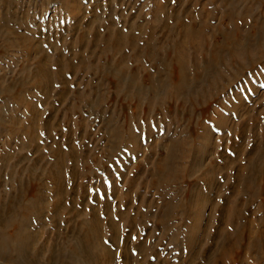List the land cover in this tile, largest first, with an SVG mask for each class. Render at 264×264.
<instances>
[{"label":"rangeland","instance_id":"rangeland-1","mask_svg":"<svg viewBox=\"0 0 264 264\" xmlns=\"http://www.w3.org/2000/svg\"><path fill=\"white\" fill-rule=\"evenodd\" d=\"M236 18L244 20L240 34L251 36L257 58L261 52H252L264 51V0H0V264H207L223 240L218 229L233 234L237 221L244 228L250 218L253 231L264 234L260 193L238 189L249 214L227 211L222 219L215 212L222 196L236 198L225 172L211 169L237 157L230 127L248 124L245 157L264 143V54L250 64L223 49L206 70L210 48L234 30ZM194 23L204 28L202 37H180ZM196 37L209 43L195 67L209 95L191 114V101L184 109L167 98L176 72L162 57ZM117 40L123 43L116 50ZM186 51L194 81L195 54ZM115 62L129 69L126 82L135 71L137 86L156 82L160 93L143 90L136 102L126 83L118 97L110 81ZM145 70L150 82L142 79ZM172 141L186 148L173 149L170 163L178 166L161 177L156 169ZM220 144L226 151L218 155ZM206 178L214 180L207 185ZM254 232L237 241L239 264H247L244 254L264 264L261 246L245 251L250 238L257 240Z\"/></svg>","mask_w":264,"mask_h":264},{"label":"bare ground","instance_id":"bare-ground-1","mask_svg":"<svg viewBox=\"0 0 264 264\" xmlns=\"http://www.w3.org/2000/svg\"><path fill=\"white\" fill-rule=\"evenodd\" d=\"M229 17H231V15H229ZM233 17V16H232ZM192 20H194V19H192ZM193 22V21H192ZM191 22V23H192ZM244 23V20H240V19H235L234 20V24H233V28L232 29H234L233 31H230L229 32V34H227L226 32V34L224 33V41L221 43V44H215V46H212L210 49H212L213 50V52L211 51V57L209 56V57H205L206 58V60H207V62H206V70H210L212 67H213V65H216L217 63H218V59H219V57H220V55H221V53H219V51L221 50H226V49H228V51H229V53H230V55L229 56H231L233 59H241L240 57H241V55H242V58H243V55H244V58L247 56L248 58H246V59H249V62H250V64H254V62H256V59L258 58L259 59V56H261V55H263L264 54V51L263 50H261V51H257V50H254V52H252L253 54L255 53V51H256V53L258 52H261V55H259L257 58H256V56L258 55H254L255 56V58L253 57V56H251V52H250V50H252L251 48H252V46H254V45H252V43H251V40H252V38H251V36H249V38L248 37H246V36H243L242 34H240L241 32H240V29L242 28L241 26H242V24ZM196 23H194L193 25H192V28L190 27V28H188V29H184L183 30V32H180L179 33V35H180V37L181 36H183V35H186L187 37L188 36H191V37H193L194 38V36L195 35H198L199 34V38H200V36L202 35V34H200V33H202V31L204 30V28H202V31H200L201 29L199 28V27H197V25H195ZM167 30H168V28H167ZM259 31H261V32H259V34H261L262 36H264V29L262 30H259ZM224 32V31H223ZM109 36H106V38H108ZM184 37V36H183ZM198 37V36H197ZM197 37H196V39L194 40V39H192L190 42H189V44H186V47L184 46V44L183 43H180V42H177V43H174V45H173V49H171L169 52L168 51H166L165 52V54H164V57H162V61H164L165 63H167V65H169V64H173L174 65V69H175V74H173V76H172V81H170L169 82V84H168V86L170 87L169 89H170V91H168V94H167V98H169V99H171V100H173L174 102H178V100L180 101L181 100V103H180V106L182 107V108H184L185 109V105L183 104V103H185V102H188V101H191L190 103H191V107H190V109L192 110V112H191V114H194V111L196 110V106H197V100H198V98L202 95V94H204V95H209V91L208 90H206L205 89V87H204V85L202 84V80H203V75L200 73V72H197L196 70H195V67H198V65H199V59L197 58V52H199V51H203V49H204V47H209V43L206 41V37L205 38H203L204 40H203V42L201 43V42H199V41H197L198 39H197ZM202 37V36H201ZM252 37H253V35H252ZM259 37V36H258ZM100 38V37H99ZM116 38H121V35L120 34H118V36L116 37ZM135 38V37H134ZM254 38H256V36L254 37ZM254 40H256V39H254ZM120 41V40H119ZM118 40L113 44V46H114V48L117 50L118 48H119V46H120V44H122L123 43V41H122V43L121 42H119ZM244 41V42H243ZM260 41V40H259ZM186 42V41H185ZM255 42V41H254ZM187 43V42H186ZM244 43V44H243ZM256 43H258V42H256ZM150 44V43H149ZM212 44V43H211ZM259 44V43H258ZM261 44V43H260ZM243 45V46H242ZM264 45V44H263ZM112 46V47H113ZM149 46V45H148ZM187 46L188 47H190V49L192 50V52L195 54L194 56H193V58H194V61H193V63H194V70H195V73H194V81H192L190 78H189V75L192 73V71L190 70V69H188L187 70V68H188V60L189 59H192V55H190L189 56V54H188V52L186 51V48H187ZM109 47V46H108ZM113 48V49H114ZM256 48V47H255ZM107 49V48H106ZM110 50V49H109ZM227 51V52H228ZM124 55V54H123ZM246 55V56H245ZM147 57H148V55H147ZM191 57V58H190ZM126 58V57H125ZM148 58H150V56L148 57ZM189 58V59H188ZM156 59V58H155ZM149 60V59H148ZM113 61V60H112ZM112 61H111V63H112ZM122 61V60H121ZM150 61V60H149ZM152 61V67H153V69H155V71H156V73H159V74H161V72H159L160 70L158 69V68H156L155 67V61L156 60H154V59H152L151 60ZM114 62V61H113ZM256 63H258V62H256ZM85 64V63H84ZM119 64H122V63H118L117 62V64H116V62L113 64V66L111 65V67L109 68L110 69V71L112 72L111 74H115L114 76H115V78L114 79H111L110 78V81H112V82H115L116 83V89L114 90L116 93H117V95H118V97H120L121 96V94H123V90L124 89H122L123 87H124V85H126V83H127V86H126V89H125V91L126 92H128V95H130V97L131 98H136L137 97V99H136V102L141 98V96H142V94L143 93H145V94H148V93H154V94H156V96H157V93H160V91H159V86H157L155 83L156 82H154L150 87L151 88H147V87H143L144 85H140V86H137V84H138V81H137V79H136V76H135V71H134V74L132 75L133 76V79H130V81L129 82H126L125 81V79H124V75H125V71L128 69H126L125 68V66L123 67V68H125V69H120V65ZM110 65V64H109ZM108 66V65H107ZM120 66V67H119ZM122 68V67H121ZM107 70H108V67L106 68ZM129 70V69H128ZM127 70V71H128ZM140 70V69H139ZM193 70V71H194ZM152 71V70H151ZM102 72H104V71H102ZM137 72V71H136ZM128 73H129V71H128ZM133 73V72H132ZM137 74H139V71H138V73ZM144 76H143V80H146V81H148V82H150L151 80H152V73H150V72H148V71H144ZM38 75V74H37ZM129 75V74H128ZM162 75V74H161ZM111 76V75H110ZM158 76V75H157ZM47 77V76H46ZM105 77V76H104ZM113 77V76H112ZM117 77V78H116ZM106 78V77H105ZM127 78V77H126ZM139 78V77H138ZM52 79V78H51ZM104 80V79H103ZM35 81V80H34ZM157 81H159V80H157ZM36 83V82H35ZM47 83H49V82H47ZM39 84H40V82H39ZM50 84V83H49ZM165 84V83H164ZM139 85V84H138ZM167 86V85H166ZM165 87V86H164ZM198 87V92H196V88ZM133 88H135L136 90H135V92H133L132 90H133ZM167 89V88H166ZM226 90H229V87H226L225 88ZM145 92H144V91ZM167 91V90H166ZM125 93V92H124ZM197 93V94H196ZM124 95V94H123ZM145 96V95H144ZM147 96V95H146ZM194 96V97H193ZM143 97V96H142ZM202 97V96H201ZM211 97V96H210ZM130 98V99H131ZM150 98V97H149ZM166 98V97H165ZM160 99V98H159ZM155 101H156V99H155ZM153 102V101H152ZM173 102V103H174ZM157 104V103H156ZM160 104V103H159ZM179 104V103H178ZM250 110H247V111H245V114L247 115V114H249L248 112H249ZM250 115V114H249ZM248 116V115H247ZM244 120H247V118L246 119H244ZM243 120V121H244ZM191 121H189V123H190ZM216 122V121H215ZM242 122V121H241ZM249 122V121H248ZM260 122V121H259ZM203 123V122H202ZM201 124V123H200ZM218 125H224V124H222L221 122H218L217 123ZM202 125V124H201ZM238 126H240V127H238ZM199 128H204L203 126H200ZM206 129H207V127H206ZM123 130H125L124 128H123V126H121L120 127V129H119V131H123ZM132 134V133H131ZM258 133H256V131L253 133V136H254V138H257L258 139V141H259V138H261V136H258L257 135ZM151 135V134H150ZM248 136H250V133H249V131H248V124L246 123V122H244V123H239L238 125H235V124H233L231 127H230V134H229V140L231 141V143H233V146H234V149H235V153H237V157H236V155H235V158L234 159H230V160H228V161H226V162H224L223 163V165H212V166H214L215 168H211V169H221L220 171H222L223 173L225 172V177H226V179L228 180V178L227 177H229L231 180H233L234 179V182L232 183V182H230L229 181V183H226V187L227 188H229L230 189V191H229V193L230 194H232L233 196H235L236 198L233 200L232 198H231V196H230V198L229 197H223L222 196V191L220 192V197L222 196V198H223V203H222V205L221 206H219V207H217V209L215 210V212H219V214H220V216H222V219L225 217V215H226V213H227V211L229 212L230 211V213L231 212H234V213H238V212H241V213H243V212H245V215H246V213H248L249 214V212H251V209H250V207L251 206H249V207H246V208H244V206H242V203H241V199H242V195H245V194H242V192L240 193V192H238V189L240 188V187H242V188H246V190H245V192H247L248 191V193L250 192L251 193V195L252 196H255L256 194L258 195L259 193L263 196V206H264V150H262V148L264 147V143H260V142H258V143H256L254 146H252V148H251V150H250V154L247 156V157H245L244 156V154H245V152H246V146H247V143H245L246 142V140H247V137ZM132 138H133V141H135V142H137L138 141V136L134 133V134H132V136H131ZM264 136H262V139H264L263 138ZM201 138V137H200ZM122 139V138H121ZM199 139V138H198ZM228 139V136L225 138V136L224 137H222L221 138V141H226ZM262 139H261V142H263L262 141ZM117 140H118V138H117ZM120 140V139H119ZM118 140V141H119ZM202 140H203V138H202ZM201 140V141H202ZM192 141H193V139H192ZM196 141V140H195ZM209 141V140H208ZM241 141V142H240ZM244 143H243V142ZM121 143V142H120ZM169 144V148H168V152H167V154L166 155H164L163 157H162V159H160V161H161V163H162V161H164V163L163 164H159V166L157 167V169H156V171H157V173L159 174V176H161V177H164V176H166L167 174L169 175L170 174V171H169V169H170V167L173 165L174 166V168H175V166H178V164L177 163H170L171 162V160H173V158H174V155L172 154V152H173V149L174 148H180V147H182V148H186V146H183V145H181V144H178L177 142H174V141H172L171 143H168ZM118 145V144H117ZM220 147H223L222 146V144H220V145H217V147H216V150L218 151V149L220 148ZM216 150H215V153H216ZM224 151H226V148H222V149H220L219 150V152H218V155L220 154H223L224 153ZM232 151H234V150H232ZM136 153H137V151H136ZM190 153H191V151H190ZM214 153V154H215ZM234 153V152H233ZM258 154V155H257ZM180 158L181 159H184L185 157H187V154L186 153H180ZM253 155H256V157L257 158H259V160L260 161H258V159H256L258 162H257V164H256V161H255V158L256 157H253ZM260 155V156H259ZM178 156V155H177ZM238 157H240V158H238ZM238 158V159H237ZM237 159V160H236ZM199 161V160H198ZM225 161V160H224ZM200 164H201V162H200ZM203 164H204V162H202V164H201V166H203ZM256 164V165H255ZM180 165V164H179ZM172 166V167H173ZM171 167V168H172ZM218 167V168H217ZM176 169V168H175ZM175 169H173V170H175ZM191 169V168H190ZM172 170V171H173ZM215 170L213 171V172H215ZM169 171V172H168ZM158 177V176H157ZM214 180V179H213ZM211 178H206V179H204V183L205 184H207L208 185V182L209 181H213ZM209 185H211V184H209ZM223 187V186H222ZM226 188V189H227ZM242 188H240V189H242ZM254 188V189H253ZM249 189H250V191H249ZM251 189H253L252 191H251ZM243 192H244V189H243ZM236 194V195H235ZM241 196H240V195ZM227 195V194H226ZM250 195V194H249ZM260 196V195H259ZM248 197V196H247ZM256 198V197H255ZM244 199H245V197H244ZM253 200V199H252ZM239 201V202H238ZM250 201H251V199H250ZM244 203H245V201H244ZM229 208V209H228ZM263 208V207H262ZM245 209V210H244ZM250 209V211L249 212H247L246 210H249ZM263 213H264V211H263ZM229 214V213H228ZM233 214V213H232ZM231 214V215H232ZM236 214H233V220H234V215H236ZM244 215V214H243ZM248 216H250V215H248ZM260 216H261V214H260ZM230 217V216H229ZM240 217H242V216H240ZM244 217V216H243ZM251 217V216H250ZM255 219H256V217L255 216H253ZM236 218V217H235ZM238 218H239V216H238ZM254 218H252V219H254ZM225 220V219H224ZM232 220V221H233ZM242 220V219H241ZM246 220V219H245ZM235 222L237 221V220H234ZM233 221V222H234ZM250 223H249V225H247L248 226V228H247V226L246 227H242L241 225L239 226V224L237 223V222H241L240 220L239 221H237L236 222V224H234V226H232V228H231V226L228 224V228H231L232 229V232H233V234H227L224 230H222L221 228L220 229H218V231L217 232H219V234H221L222 235V238H223V240L220 242V244L219 245H217V247L214 249V247H213V250L214 251H212V253L210 254V256L208 255V257H207V264H239V262H240V257H237V255L236 256H234V253H235V247H240V246H238V242L237 241H241V237H246V234H245V231L247 230V232L249 233L247 236H249V237H251V235H253V232L255 231V229H254V231H253V227L254 228H256L254 225H253V223L251 222L252 220L249 218V220H248ZM247 222V221H246ZM254 222H255V220H254ZM245 223V222H244ZM258 223V225H259V227L261 226V227H263L264 228V216H262L261 218H259V222H257ZM241 224V223H240ZM246 225V224H245ZM224 227V229L226 228V231H228V229H227V227H225V226H223ZM222 227V228H223ZM260 227V228H261ZM258 228V227H257ZM259 229V228H258ZM244 230V231H243ZM263 229H261V231H262ZM243 231V233H241ZM253 231V232H252ZM260 231V234H256V232H254L257 236V240H255V236L253 237L254 238V240L253 241H251V238H250V240H248V241H250L248 244H246L245 245V251H247V250H249V249H251V247H252V249H254V248H256V250H257V248H259L260 246H261V248H262V251H263V249H264V234L262 233ZM229 233V232H228ZM224 234V235H223ZM243 239V238H242ZM249 239V238H248ZM247 241V242H248ZM234 242H236V243H234ZM244 242V241H243ZM236 244H237V246H236ZM241 245V244H240ZM251 246V247H250ZM212 248V247H211ZM237 249H240V248H237ZM236 249V250H237ZM260 250V249H259ZM245 251H244V253H245ZM260 252H261V250H260ZM249 253V252H248ZM263 253H264V251H263ZM207 254H209V253H207ZM243 256V257H242ZM241 257H242V259L243 260H245V262L247 263V264H252V261L251 260H249V258H248V256H246V254H244V255H242ZM198 257H200V256H198ZM197 257V258H198ZM263 258V257H262ZM199 259V258H198ZM258 259V258H257ZM264 259V258H263Z\"/></svg>","mask_w":264,"mask_h":264}]
</instances>
